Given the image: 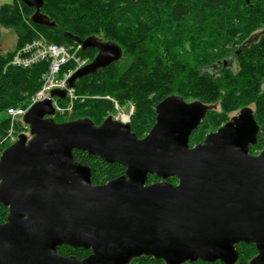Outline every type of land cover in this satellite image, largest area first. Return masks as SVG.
<instances>
[{
    "label": "water",
    "instance_id": "1",
    "mask_svg": "<svg viewBox=\"0 0 264 264\" xmlns=\"http://www.w3.org/2000/svg\"><path fill=\"white\" fill-rule=\"evenodd\" d=\"M19 1L34 10L33 24L56 27L40 12L43 0ZM63 36L82 50H98L67 89L121 55L110 42ZM65 96L66 90H52L33 104L22 118L29 138L20 134L0 154V204L7 209L0 264H130L141 257L235 264L240 243L255 247L248 264H264V146L249 155L259 130L250 109L189 147L209 109L198 101L165 98L139 139L111 117L100 125L87 118L55 122L52 99ZM73 151L118 164L124 173L94 186ZM151 175L159 181L146 184ZM61 246L89 254L61 256Z\"/></svg>",
    "mask_w": 264,
    "mask_h": 264
},
{
    "label": "trees",
    "instance_id": "2",
    "mask_svg": "<svg viewBox=\"0 0 264 264\" xmlns=\"http://www.w3.org/2000/svg\"><path fill=\"white\" fill-rule=\"evenodd\" d=\"M34 10L19 0L0 6V31L11 30L15 42L10 50L0 51V135L8 130L6 109L25 107L40 90L46 63L28 69L8 67L18 48L39 36L47 42L76 44L63 36L68 33L80 40L96 39L116 45L121 55L109 66L98 69L74 83L73 111L69 118L59 116L57 123L87 118L95 125L114 112L112 100L123 106L132 103L130 131L143 138L155 122V107L167 97L185 102L198 101L209 107L204 119L189 138V147L202 143L204 136L230 120L231 113L250 109L259 128L250 153L264 146V0H43L40 10L56 27L48 28L30 21ZM255 43L244 42L255 32ZM1 37V32H0ZM238 50L236 70L210 67L221 65ZM98 54L86 48L81 55L92 62ZM67 68V67H65ZM64 68V69H65ZM65 99H58L62 105ZM219 105V111L214 106ZM252 107V108H251ZM7 146L0 148L2 152ZM75 162L90 169L91 183L103 185L121 176L124 168L96 156L73 151ZM148 176L146 184L158 182ZM167 182L176 184L173 178ZM7 209L0 204V224ZM235 264H248L256 255L251 244L235 247ZM61 256L83 259L89 251L69 246L57 248ZM130 264H164L141 257ZM183 264H222L202 261Z\"/></svg>",
    "mask_w": 264,
    "mask_h": 264
},
{
    "label": "built area",
    "instance_id": "3",
    "mask_svg": "<svg viewBox=\"0 0 264 264\" xmlns=\"http://www.w3.org/2000/svg\"><path fill=\"white\" fill-rule=\"evenodd\" d=\"M81 51L82 47L78 44L73 46L57 45L45 41L42 36L15 50L8 62V67L24 70L39 63H46L47 71L40 90L29 100L27 106L6 109L10 128L6 131L0 143H6L9 146L17 141L20 133L27 136L26 131H29V127L22 122L23 116L33 104L47 98L52 90H66L64 99L69 103L67 109L63 110L57 103L58 98H53L52 106L55 113L61 114L70 111L71 104L76 100V96L73 89H67V81L73 73L88 65V59L81 55ZM131 111L129 114L120 113V121L123 117H126V122L123 124H128ZM18 124L21 126L20 131L13 129V126Z\"/></svg>",
    "mask_w": 264,
    "mask_h": 264
},
{
    "label": "rangeland",
    "instance_id": "4",
    "mask_svg": "<svg viewBox=\"0 0 264 264\" xmlns=\"http://www.w3.org/2000/svg\"><path fill=\"white\" fill-rule=\"evenodd\" d=\"M11 2V0H0V6L1 5H3V4H8V3H10ZM1 37H0V51H2V52H5V51H7V50H10L12 47H13V45H14V42H15V36H14V33L11 31V30H7V29H1ZM261 31H258V32H255V33H253L245 42H244V45H250L251 43H255L257 40H258V38L260 37V35H261ZM44 38V37H43ZM45 39V38H44ZM45 41H46V39H45ZM70 46H73V45H70ZM46 73V72H45ZM45 73L44 74H42V76H41V80L43 81V78H44V76H45ZM261 90H263L264 91V80L262 81V84H261ZM75 101V100H74ZM112 104H113V108H114V112L112 113V114H110V116H108V117H111L112 119H114V120H117V121H119V122H121L120 121V119H119V115H120V113H124V114H129V112L131 111V114H130V117H129V119L131 118V115H132V113H133V105H132V103H130V102H127L125 105H123V106H120V105H118L115 101H113L112 100ZM59 105V104H58ZM72 106L70 107V111H66V112H64V113H61V114H59V113H57L59 116H62V117H64V118H69L70 116H71V114H72V111H73V102H72V104H71ZM60 107H61V109H63V110H65V109H67V107L69 106V103L68 102H65L64 104H62V105H59ZM21 107H23V106H21ZM252 108V107H251ZM214 110H216V111H219L220 109H219V105L218 104H216L215 106H214ZM56 114V113H55ZM238 114V111L237 112H233V113H231V115H229L231 118L232 117H234V116H236ZM55 116V115H54ZM107 118V117H106ZM230 118V119H231ZM55 121V120H54ZM122 121H123V119H122ZM124 121H126V119H124ZM56 122V121H55ZM130 123V120H129V122H128V124ZM10 128V124L8 125V129ZM13 129L14 130H16V131H20L21 130V126H19V124L18 125H16V126H13ZM26 133H27V136H28V138H29V131H26ZM210 133V132H209ZM20 134H22V133H20ZM208 134V133H207ZM206 134V135H207ZM205 135V136H206ZM3 136H4V134L3 135H0V141L2 140V138H3ZM204 136V137H205ZM204 140V139H203ZM203 142V141H202ZM5 146H7L6 145V143H0V148H3V147H5ZM0 154H1V152H0Z\"/></svg>",
    "mask_w": 264,
    "mask_h": 264
},
{
    "label": "flooded vegetation",
    "instance_id": "5",
    "mask_svg": "<svg viewBox=\"0 0 264 264\" xmlns=\"http://www.w3.org/2000/svg\"><path fill=\"white\" fill-rule=\"evenodd\" d=\"M238 54V50L234 51L233 54L231 56H229L227 59H224L221 63V65H219V62H217V64H214L213 67H210L209 72L210 73H214L216 74L220 69H226V70H231V71H235L236 70V56ZM260 151H257L256 153H250V156H256L258 155Z\"/></svg>",
    "mask_w": 264,
    "mask_h": 264
},
{
    "label": "bare ground",
    "instance_id": "6",
    "mask_svg": "<svg viewBox=\"0 0 264 264\" xmlns=\"http://www.w3.org/2000/svg\"><path fill=\"white\" fill-rule=\"evenodd\" d=\"M122 119H123V122H122V121H121V122H122V123H125L126 121H124V119H126V117H123Z\"/></svg>",
    "mask_w": 264,
    "mask_h": 264
}]
</instances>
